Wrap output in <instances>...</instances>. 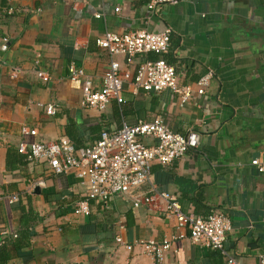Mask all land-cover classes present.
<instances>
[{"label":"crops","instance_id":"1","mask_svg":"<svg viewBox=\"0 0 264 264\" xmlns=\"http://www.w3.org/2000/svg\"><path fill=\"white\" fill-rule=\"evenodd\" d=\"M164 29L171 31L168 53L144 58H165L182 84L194 86L212 71L203 96L193 94L181 106L167 90L136 92L135 67L116 57L121 73L130 74L118 98L104 112L81 107L84 79L70 81L68 67L82 68L93 90L101 88L111 58L96 46L97 37ZM3 38L8 50L0 53V264H152L138 247L120 246L117 237L129 245L171 241L164 264H226L216 250L173 239L175 220L166 217L156 191L175 196L187 215L223 213L232 225L225 249L239 264H259L264 173L250 161L264 162V0H180L155 13L143 0H0V43ZM48 105L55 106L54 115H46ZM156 116L174 133L198 132V147L170 165L154 163L148 182L130 193L107 203L89 201L88 214L74 213L85 200L83 180L53 176L47 164L17 152L21 144L61 137L84 147L122 122L135 125ZM24 224L30 225L28 246L12 250L10 242Z\"/></svg>","mask_w":264,"mask_h":264},{"label":"built area","instance_id":"2","mask_svg":"<svg viewBox=\"0 0 264 264\" xmlns=\"http://www.w3.org/2000/svg\"><path fill=\"white\" fill-rule=\"evenodd\" d=\"M109 2L110 0H101ZM149 13H155L165 6H176L180 0H143ZM116 11L119 9L116 8ZM11 12V11H10ZM100 19L101 15H94ZM171 31L136 32L117 35L105 32L95 40L96 46L111 58L103 74L101 88L93 90L90 79L85 78L84 71L74 64L68 67V79H84L81 107L104 112L113 100L118 98L124 82L130 77L129 71H120L116 57L124 60L126 66L135 67L131 75L134 91L159 94L170 91L181 106L186 104L193 94L203 96L213 78L212 71H207L195 85L182 84L173 65L164 59L148 60V54L164 56L170 48ZM8 50V39L0 43V53ZM0 59V65H2ZM15 76V74H14ZM44 81H49L47 74H39ZM41 106V104H38ZM46 115L55 113V106L46 107ZM22 133L35 135L34 130L22 129ZM147 140L152 144L148 145ZM200 135L194 130L185 134L174 133L164 119L156 116L152 121H139L135 125L122 122L119 129L109 133L103 131L99 139L84 147H75L66 137L56 142L21 144L17 152L27 160L47 164L53 176L60 177L74 174L84 181L85 200L75 209V214H88L89 201L107 203L114 196L127 194L148 182L154 163L161 166L183 159L186 153L198 147ZM250 165L258 174L264 173V162L253 159ZM164 205L167 218L175 220L177 235L174 240L188 239L192 244L216 250L225 259L226 264H239L231 253L225 249L226 236L232 231L230 220L221 212L215 211L207 217L187 215L177 198L166 192L156 191ZM16 202V197H11ZM120 246L131 251L138 247L152 264H164L166 254L171 249V241H135L126 244L121 237L116 238ZM259 264H264V255H259Z\"/></svg>","mask_w":264,"mask_h":264},{"label":"trees","instance_id":"3","mask_svg":"<svg viewBox=\"0 0 264 264\" xmlns=\"http://www.w3.org/2000/svg\"><path fill=\"white\" fill-rule=\"evenodd\" d=\"M157 59L158 58H156L154 60H157ZM167 63L169 64L168 61H167ZM28 216H29V220H32L33 219V215L30 212H28ZM27 219L28 218L25 217V211H24V221H26ZM29 229H30V225L29 224H24L20 228V230L15 235V239L11 240V242H10V247H11L12 250H17V249H20L22 247L28 246V242L27 241H28ZM9 238H12V237H9ZM9 238H4V244L8 242V239ZM19 238H20V241H19ZM1 256L4 257L3 254H1Z\"/></svg>","mask_w":264,"mask_h":264}]
</instances>
